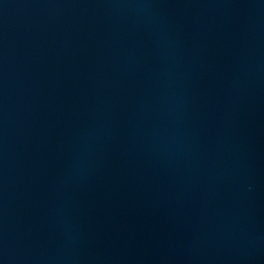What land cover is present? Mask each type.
<instances>
[{
  "label": "water",
  "instance_id": "water-1",
  "mask_svg": "<svg viewBox=\"0 0 264 264\" xmlns=\"http://www.w3.org/2000/svg\"><path fill=\"white\" fill-rule=\"evenodd\" d=\"M0 264H264V0H0Z\"/></svg>",
  "mask_w": 264,
  "mask_h": 264
}]
</instances>
